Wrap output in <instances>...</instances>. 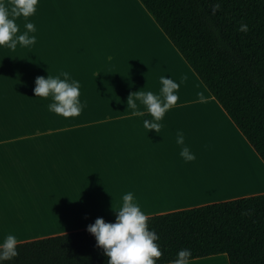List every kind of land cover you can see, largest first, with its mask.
I'll return each mask as SVG.
<instances>
[{"label": "crops", "instance_id": "1", "mask_svg": "<svg viewBox=\"0 0 264 264\" xmlns=\"http://www.w3.org/2000/svg\"><path fill=\"white\" fill-rule=\"evenodd\" d=\"M27 20L36 26L33 45L0 46V241L113 222L129 191L147 217L262 194H235L238 176L231 185L209 180V158L236 161L239 146L248 161L264 163L139 0H39ZM25 22L16 19L21 33ZM65 71L80 82L76 117L49 112L51 97H34L37 77ZM161 75L187 79L156 133L143 127L150 114L131 116L126 101L138 90L159 94ZM178 131L195 160L179 155Z\"/></svg>", "mask_w": 264, "mask_h": 264}, {"label": "trees", "instance_id": "2", "mask_svg": "<svg viewBox=\"0 0 264 264\" xmlns=\"http://www.w3.org/2000/svg\"><path fill=\"white\" fill-rule=\"evenodd\" d=\"M264 163V0H139ZM241 23L246 32L239 31ZM168 264L226 255L228 264H264V194L148 217ZM5 264H106L87 229L17 244Z\"/></svg>", "mask_w": 264, "mask_h": 264}, {"label": "clouds", "instance_id": "3", "mask_svg": "<svg viewBox=\"0 0 264 264\" xmlns=\"http://www.w3.org/2000/svg\"><path fill=\"white\" fill-rule=\"evenodd\" d=\"M39 0H0V46H6L15 50L20 46H30L36 42L37 37L30 35L36 32V26L28 17L35 14ZM221 4L216 0L212 4V11L220 9ZM25 18V31L20 32L16 19ZM247 24L241 23L239 31L246 32ZM63 77V78H61ZM187 79L182 76L180 82L170 77L161 75L162 85L159 94L152 91H136L127 97V108L133 117H143L145 112L151 118L143 120V127L159 133L163 127L161 121L165 113L179 99L178 90L180 84ZM34 97L49 98L48 111L64 118L79 116L84 104L80 100V82L71 77L65 71L58 76H39L35 79L33 89ZM199 101L204 100L202 93H197ZM141 105L143 108H141ZM176 144L181 146L179 155L185 162H191L196 156L185 144L183 131L176 134ZM115 220L106 222L103 218H97L94 223L87 226L96 242V247L101 249L107 257L106 264H157L162 256V250L157 243L159 235L148 225L147 214L142 210L133 192L129 191L122 196V204L115 211ZM18 238L14 234H7L0 241V264L12 261L17 255ZM168 264H193L192 251L189 248H181L173 260Z\"/></svg>", "mask_w": 264, "mask_h": 264}, {"label": "bare ground", "instance_id": "4", "mask_svg": "<svg viewBox=\"0 0 264 264\" xmlns=\"http://www.w3.org/2000/svg\"><path fill=\"white\" fill-rule=\"evenodd\" d=\"M239 149V150H238ZM240 146H239V148H236L235 149V151L237 150V154H239V157H237L238 159H240V160H238L237 158H235L236 156H234V159H237L236 161H238V162H236V161H233V158H232V156H231V153H230V156H231V158L230 159H232V160H226V158L224 159L225 161H223L222 159L225 157V156H221V158L220 157H218L217 158V162L219 163V158H220V163L222 162L223 164L222 165H219V164H217L216 163V159H214V158H209V161L211 160V161H213L214 162V164L212 163V165H211V167H210V170H209V172L208 171H206V169H205V172H206V174L208 173V175L207 176H209V180H212L214 183L215 182H218V183H222V184H224V183H228V184H230L231 185V182H234L235 180L234 179H236L237 178V176H240L239 174H241L242 175V172L240 171L241 169H242V171H243V173L246 171L245 169L246 168H248L249 167V165L251 164V162L253 163V161H251V160H254V159H251V160H249L250 162H248V159H249V157H248V159L246 158V156L247 155H244L243 153H242V150H241V153L243 154H240ZM244 149V148H243ZM236 153H234V154H236ZM236 154V155H237ZM250 154V153H249ZM240 155H242V156H240ZM251 155V154H250ZM238 156V155H237ZM223 157V158H222ZM228 157V156H227ZM253 157V156H252ZM245 158V159H244ZM251 158V157H250ZM254 158V157H253ZM205 159V158H204ZM203 159V160H204ZM207 159V158H206ZM215 161H214V160ZM208 160H207V163L209 162ZM235 162L237 165H241V164H243L244 162H245V164L244 165H246V163L248 164L249 163V165H247V167L246 166H242V167H240V165H239V171L237 170V171H235L237 168H236V166H235V163L233 164L234 166H235V168H233L234 166H231V163L230 162ZM204 162H205V160H204ZM230 163V167H232L233 169H235L234 171L228 166L229 165V163ZM243 162V163H242ZM256 162V161H255ZM255 162H254V164H251L250 166L252 167V169H251V171L253 170V172H255L256 171V173H258V171L257 170H260V168H257L256 169V166L258 167V166H260V164L258 163V162H256V164L258 163L259 165H256L255 166ZM203 163V162H202ZM211 163H208V164H211ZM205 164H206V162H205ZM203 165H204V163H203ZM255 167H254V166ZM197 166L198 167H200V164L198 163L197 164ZM238 167V166H237ZM251 167H249V168H251ZM253 167H254V169H256V170H254L253 169ZM261 167V166H260ZM203 168H205V165H204V167ZM202 168V169H203ZM206 168H207V165H206ZM248 168V170H250ZM208 169V168H207ZM263 168L261 167V170L260 171H264V170H262ZM199 172H200V169L198 170ZM202 171V170H201ZM251 171H249V172H251ZM260 171H259V173H260ZM238 173V174H237ZM261 174V173H260ZM200 175H201V172H200ZM202 175H204V174H202ZM247 175H249L248 173H247ZM247 175H244L245 177H247ZM264 175V174H263ZM206 176V177H207ZM199 177V176H198ZM204 178H206L205 177V175L203 176ZM236 177V178H235ZM241 177H243V176H241ZM207 179H208V177H207ZM234 180V181H233ZM236 180H239L240 181V177L238 178V179H236ZM208 181V180H207ZM239 181H235L234 183H235V185L237 186V185H243L244 183H242V181L243 182H245V180H242V178H241V182H239ZM209 182V181H208ZM236 182H238V184L236 183ZM233 184V183H232ZM247 186V185H246ZM245 186V187H246ZM231 187V186H230ZM233 188H235L234 186H233ZM240 188V187H239ZM241 189H243V187H241ZM247 189V188H246ZM239 190V189H238ZM237 190V191H238ZM244 191H245V188H244ZM229 192V191H228ZM238 192H243V191H238ZM226 259V258H225ZM227 260V259H226ZM226 262L227 261H225V260H221V259H218V260H201V261H199L198 263H196V264H226ZM228 264V263H227Z\"/></svg>", "mask_w": 264, "mask_h": 264}, {"label": "rangeland", "instance_id": "5", "mask_svg": "<svg viewBox=\"0 0 264 264\" xmlns=\"http://www.w3.org/2000/svg\"><path fill=\"white\" fill-rule=\"evenodd\" d=\"M160 57H163L164 59V61H167V59L165 58V56H160ZM256 162H258L257 160H255ZM255 161H253V163L251 162V164H254V162ZM248 162H250V161H248ZM256 162H255V166L256 165H259L258 163L256 164ZM229 163V162H228ZM231 163V166H234L233 165V163L232 162H230ZM230 163H229V167H230ZM250 164V165H251ZM247 165H249V163L247 164ZM249 165V167H251ZM254 166V165H253ZM254 166V167H255ZM260 166L263 168L262 170H264V167L260 164ZM260 166H256V169L257 168H260V170H261V167ZM241 167V166H240ZM248 167V168H249ZM254 167H253V169H254ZM233 171H234V167L232 168V167H230ZM248 168H246L245 170V172L244 173H242V175H243V180L246 178V180H245V182H243L244 184L243 185H237V188L238 189H241V187H243V189H241V191H243V192H240V193H235V194H241V193H244V192H250V193H252V192H262V194H264V171H260V170H257L258 171V173H256V171L255 172H253V170L251 171V169H252V167L250 168V170H248ZM256 169H254V170H256ZM240 170V169H239ZM249 171H251V172H249ZM259 171H260V173H259ZM247 173L250 175H247ZM241 174H240V176H238V178L240 177V181H241V176H242ZM244 175H247V177H245ZM239 181V182H240ZM238 184V183H237ZM247 185V186H246ZM246 186V187H245ZM240 187V188H239ZM244 188H245V191H244ZM247 188V189H246ZM228 195H233V194H228ZM256 195H258V194H256ZM224 256V255H223ZM226 256V255H225ZM222 258V257H221ZM222 260V259H221Z\"/></svg>", "mask_w": 264, "mask_h": 264}]
</instances>
